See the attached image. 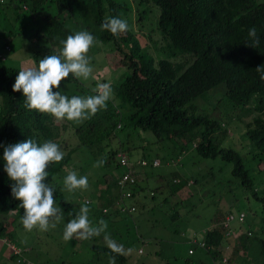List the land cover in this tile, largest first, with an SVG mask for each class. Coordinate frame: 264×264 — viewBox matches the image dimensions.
<instances>
[{
	"label": "trees",
	"instance_id": "16d2710c",
	"mask_svg": "<svg viewBox=\"0 0 264 264\" xmlns=\"http://www.w3.org/2000/svg\"><path fill=\"white\" fill-rule=\"evenodd\" d=\"M11 1L13 19L20 21L12 33L37 48L32 53L34 66H38L40 59L58 54L62 47L60 41L66 39L68 35L75 34L76 31L70 23L85 28L96 38L104 40L113 38L115 51L121 55L120 64L126 68L113 86V93L127 108L121 112L110 99L106 110H100L91 119L80 123L66 119L59 122L49 114H42L25 107L22 91H12L18 72L24 68L3 63L1 58L0 213L12 211L15 215L23 216L20 202L11 193L13 182L4 171V146L24 142L28 138L38 144L52 141L59 145L62 132L71 126L76 142L64 152V158L59 163H52L47 169L48 177L45 183L53 187L56 204L72 218L79 213L77 204L63 195L56 175L70 164L71 154L83 147L82 149L90 152L97 160L107 159L115 167H122L113 181L117 192L110 194L107 191L106 197L103 199L100 197L99 207L91 206L89 198L82 200L84 204L91 206L89 219L96 224L99 220L108 217L109 225L120 219L123 221L121 215H131L136 210L138 183L135 176V182L126 187L131 191L130 196L123 199L125 204L133 205V210L129 212L120 210L119 196L122 189L118 179L124 172L125 165L121 164L117 153L122 152L129 158L128 152L133 145L129 143L128 132L122 139H116L115 145H110L109 140L119 129L140 128L150 130L156 142L169 140L173 145H178V149H183L190 141L193 142V147L200 156L218 155L221 159L231 162L230 174L237 179L242 193L249 191L255 199L262 202L260 216L262 236L257 238L252 257L257 264H264L263 197L253 184L252 176L243 164L242 156L238 151L231 146L221 145L229 130L226 119L222 122L209 116L200 111L194 102L198 95L222 83L223 97L228 101V109H236L237 113L254 111L250 120L246 122L243 135L251 145V157L264 160V80H261L260 74L256 71L257 67L264 66V0H138L139 3H150L157 7L155 26L144 34L150 38L157 56L151 53L147 45L144 49L140 47L133 39L135 31L130 28L119 38L101 29L106 17L124 19L123 14L127 11L125 1ZM133 14L136 24L141 26L146 10L136 8ZM126 21L132 22L131 16L130 20ZM253 26L260 41L255 46L248 37V30ZM153 31L159 34L161 42L149 36ZM8 32H11V29H8ZM120 40L128 41L129 46L125 48L120 44ZM4 48L8 49V46L5 44ZM57 90L69 98L73 95L96 94L95 89L84 87L72 74L61 81L59 89H53V91ZM181 136L185 138L176 139ZM107 146L109 148L104 152L103 148ZM136 159L129 158L134 174L138 168ZM151 160L147 162L151 164ZM156 178L160 176L157 175ZM188 181L194 179L172 169L169 172V180L166 181L167 190L172 194L185 186ZM104 190H107L105 184L100 190V196H103ZM223 218L221 211L215 209L210 217L211 225L204 230L202 240L199 241L202 244L197 242L214 258L218 256L211 247L226 242L231 234V232L227 235L223 233L220 224ZM121 226V231L115 229L114 234L110 235L118 244L123 245L125 243L123 235L128 232L129 225L122 222ZM5 232L6 226L0 220V236ZM252 235L249 229L234 234L227 254L223 255L227 264H233L232 261H236L240 252L242 255L249 254V251L245 250L251 245ZM10 236V232L7 231L6 239ZM87 248L90 256L80 264H108L109 256H115V264H127L125 254L118 255L107 248L103 235L89 239ZM188 248L191 252L188 250L187 252L192 253L193 248ZM9 251L7 259L22 261L17 257L15 249ZM137 251H141L139 246ZM221 257L222 255L219 256L220 261ZM187 263L188 258L183 261L166 259L161 264ZM197 264L216 263L214 259L210 262L200 259Z\"/></svg>",
	"mask_w": 264,
	"mask_h": 264
},
{
	"label": "rangeland",
	"instance_id": "374dc122",
	"mask_svg": "<svg viewBox=\"0 0 264 264\" xmlns=\"http://www.w3.org/2000/svg\"><path fill=\"white\" fill-rule=\"evenodd\" d=\"M121 1H125L127 6L123 18L130 20L131 16L132 22H127L129 28L135 31L133 39L143 49L147 45L151 53L156 54L150 38L144 34L155 26L157 7L150 3H139L138 0ZM136 8L146 10L141 26L134 20L133 13ZM12 13V1L0 0V60L3 58V63L15 67H33L32 53L37 48L19 35L12 33L20 22L13 19ZM70 24L76 32L86 30L78 25ZM8 29H11V32H8ZM149 36L161 42L158 33L153 31ZM94 38L96 43L87 53L93 68L92 75L87 81L78 80L84 87H89L91 90H94L98 83H110L113 90V86L126 68L120 64L121 55L115 51L113 38L106 40ZM119 42L125 48L129 46L128 41L120 40ZM5 44L8 49L4 48ZM92 80L94 83L91 82ZM111 99L120 111L124 112L126 105L119 102L114 93ZM194 102L200 111L209 116L222 122L226 119L229 130L221 145L231 146L242 156V162L264 201V160L251 157V145L243 135L246 122L250 120L254 111L237 113L236 109H228V101L223 97L222 83L198 95ZM68 127L62 132V140L59 142L64 152L76 142L71 126ZM127 132L129 143L133 145L128 152L130 159L144 158L150 161L156 157L159 161L156 165L138 164L135 174L138 183L136 210L131 215H121L123 221L120 219V221H114L112 225L107 224L106 231L113 235L115 229L122 230V222L128 223L129 230L123 235L127 264H161L166 259L183 261L185 258H188L187 264H197L200 259L206 262L214 259L216 264H221L219 256L227 254L234 234L246 229L253 233L250 238L251 245L245 250L249 251V254L242 255L240 252L236 261L232 262L233 264H257L252 255L257 238L262 236L260 231L262 202L255 199L249 191L242 193L237 179L230 174L231 162L221 159L218 155L200 156L196 153L193 142L190 141L183 149H178L179 146L173 145L169 140L156 142L150 130L140 128L117 130L116 135L109 140L110 145H115L116 139H122ZM184 138L181 136L176 139ZM82 148L76 149L71 154L70 164L58 172L56 178L63 195L77 204L79 209L82 205H86L82 202L84 198L91 200V206L99 207L100 197L102 199L106 197L107 191L110 194L117 192L113 181L122 167H115L107 159L101 167H94L98 161L97 158ZM108 148L109 146L103 148V151L105 152ZM172 169L191 176L194 181H188L180 190L170 194L166 181L169 180V172ZM69 171H76L79 176H87L88 189L68 192L64 188L63 181L66 177L64 174ZM157 175L160 178H156ZM104 184L107 185V190H104L103 196H100V190ZM56 206L59 207L57 204ZM91 206H88L89 209ZM217 208L223 215L230 212L236 216L238 211H242L244 217L243 220H237L234 217L229 221L231 234L228 240L217 247H211L218 256L214 258L197 242L202 240L204 230L211 225L210 217ZM62 212L63 219L54 229L49 228L48 231H41L38 228L27 231L21 223V215H15L12 211L0 213V220L6 226V232L11 234L9 239H6V232L0 236V264H80L88 259L89 239L81 240L75 237L71 241L63 239L65 225L73 218L63 209ZM104 220L107 222L109 218ZM137 246L141 249L140 252L137 251ZM188 247L193 248L192 253L187 252ZM10 248L16 249L17 257L22 260L21 262L7 259ZM129 249L130 252L127 251Z\"/></svg>",
	"mask_w": 264,
	"mask_h": 264
},
{
	"label": "clouds",
	"instance_id": "9594fccd",
	"mask_svg": "<svg viewBox=\"0 0 264 264\" xmlns=\"http://www.w3.org/2000/svg\"><path fill=\"white\" fill-rule=\"evenodd\" d=\"M126 20L117 17H106L101 24L102 30L109 31L119 37L128 31ZM248 37L253 46L259 44L257 30L253 26L248 30ZM96 43L94 36L86 30L68 35L60 41L62 47L58 54H52L40 59L38 66L27 67L18 72L12 91H22L25 97V107L42 114H49L57 121L68 120L77 123L91 119L100 110H106L107 102L113 96L110 83H98L95 95L71 98L62 94L60 83L72 74L83 81L89 80L93 68L87 55ZM261 80H264V66L256 68ZM64 151L57 143L45 141L38 144L33 139L4 146V171L12 181V196L20 202L23 209L21 223L27 231L39 229L48 231L64 217L62 209L56 206L54 189L45 183L48 177V167L59 163L64 158ZM105 160H98L94 167H101ZM68 192L87 190L88 177L79 176L76 171H69L63 181ZM90 209L82 205L75 218L66 223L63 239L71 241L74 237L88 240L103 234L107 248L115 254L123 255L126 250L111 238L107 230V222L103 219L93 224L89 219ZM55 221V222H53ZM127 251H131L130 249ZM108 264H115V256H109Z\"/></svg>",
	"mask_w": 264,
	"mask_h": 264
},
{
	"label": "built area",
	"instance_id": "2783aa9c",
	"mask_svg": "<svg viewBox=\"0 0 264 264\" xmlns=\"http://www.w3.org/2000/svg\"><path fill=\"white\" fill-rule=\"evenodd\" d=\"M117 156L119 158V161L121 162V164L125 165V170L124 172L121 174L120 178L118 179V184L120 186V188L122 189L121 194L119 196V204H120V210L122 211H126L129 212L131 210H133V205H127L124 203V198L130 196V192L128 189H126V187H129V185H132L135 182V174H134V169L132 167V162L131 160H129V158H127L124 153L122 152H118ZM135 162L139 165H146L148 162L147 160H145L144 158H137L135 160ZM158 159L157 158H153L151 160V165H156L158 164ZM244 216V213L242 211H239L236 215V218L238 220H242ZM235 216L230 213L227 212L224 215V218L220 221V224L223 227V233L225 235L230 233V227H229V221L232 220ZM199 244H202V242H199ZM16 250V249H15ZM188 252H191V249L188 248L187 249ZM221 264H227L226 263V257L222 256L221 257Z\"/></svg>",
	"mask_w": 264,
	"mask_h": 264
}]
</instances>
